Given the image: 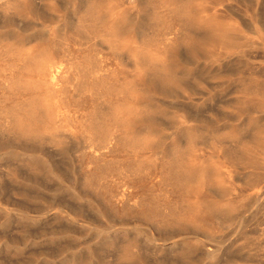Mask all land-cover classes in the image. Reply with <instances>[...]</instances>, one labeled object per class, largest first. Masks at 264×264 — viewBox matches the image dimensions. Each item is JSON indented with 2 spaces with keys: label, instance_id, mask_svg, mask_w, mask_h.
Instances as JSON below:
<instances>
[{
  "label": "rangeland",
  "instance_id": "obj_1",
  "mask_svg": "<svg viewBox=\"0 0 264 264\" xmlns=\"http://www.w3.org/2000/svg\"><path fill=\"white\" fill-rule=\"evenodd\" d=\"M0 264H264V0H0Z\"/></svg>",
  "mask_w": 264,
  "mask_h": 264
}]
</instances>
